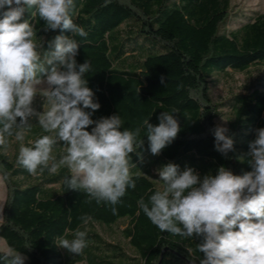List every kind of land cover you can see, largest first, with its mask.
Wrapping results in <instances>:
<instances>
[{
	"label": "trees",
	"instance_id": "1",
	"mask_svg": "<svg viewBox=\"0 0 264 264\" xmlns=\"http://www.w3.org/2000/svg\"><path fill=\"white\" fill-rule=\"evenodd\" d=\"M232 12V0H74L71 18L87 33L74 37L79 44L76 60L90 62L85 78L100 104L92 119L119 115L123 128L134 130L145 119L158 125L160 114L175 108L180 132L154 156L142 131L143 148L139 155L131 154L136 188L128 189L113 215L111 205L67 190L64 179L71 174L66 167L57 174L45 170L32 175L17 163L20 147L46 134L31 118L24 139L12 137L7 149H0L5 186L0 237L27 257L25 264H199L202 254L196 244L202 237L161 232L138 201L147 202L162 187L158 169L168 163L181 170L191 167L201 178L215 176L221 166L236 175L251 171L249 144L256 130L264 128V74L249 70L264 67V11L230 30ZM24 18L36 30L42 57L57 35L71 37L67 30L44 32L35 8ZM228 70L246 73V79L214 100L210 83L214 76H229ZM42 104L38 98L37 111ZM220 117L234 140L226 155L215 147ZM63 148H53L57 161ZM84 215L92 217L87 225L80 219ZM77 228L87 229L88 246L81 255L56 245L60 237L72 239Z\"/></svg>",
	"mask_w": 264,
	"mask_h": 264
},
{
	"label": "clouds",
	"instance_id": "2",
	"mask_svg": "<svg viewBox=\"0 0 264 264\" xmlns=\"http://www.w3.org/2000/svg\"><path fill=\"white\" fill-rule=\"evenodd\" d=\"M73 7L74 0H0V149L6 150L12 137L22 141L35 117L46 134L31 146L22 145L17 163L32 175L45 170L57 174L66 167L71 174L64 179L67 190L84 192L89 202L111 205L117 215L116 205L129 188H136L131 154H140L145 136L154 156L171 144L180 132L178 110L163 111L158 125L145 119L134 130L123 128L115 114L93 120L100 104L85 78L90 62L76 60L79 44L74 37L87 33L73 22ZM32 8L44 22V32L71 33V37L57 35L43 57L36 30L24 18ZM38 98L42 111L34 107ZM227 132L221 126L214 129L216 150L225 155L234 148ZM57 144L64 146L58 161L53 155ZM249 149L251 171L243 175L221 166L215 176L201 178L191 167L181 170L168 163L158 169L162 187L147 202L138 201L161 232L202 237L196 244L202 254L199 264H264V128L256 130ZM80 219L87 225L92 217ZM72 235V239L60 237L56 245L81 255L88 246L87 229L77 228ZM26 259L15 249L0 255L2 264H25Z\"/></svg>",
	"mask_w": 264,
	"mask_h": 264
},
{
	"label": "rangeland",
	"instance_id": "3",
	"mask_svg": "<svg viewBox=\"0 0 264 264\" xmlns=\"http://www.w3.org/2000/svg\"><path fill=\"white\" fill-rule=\"evenodd\" d=\"M233 12L228 23L230 30L236 29L243 24L250 16L255 12L264 11V0H232ZM252 75L264 74V67H253L249 70ZM229 76H214L213 81L210 83L211 95L214 100L220 99L225 96L229 88L234 86L237 90L246 79V73L235 72L228 70ZM220 126L225 127V117L218 118ZM5 198V186L0 178V221H1V210ZM5 241L0 237V251H8ZM75 264H84L81 262Z\"/></svg>",
	"mask_w": 264,
	"mask_h": 264
},
{
	"label": "water",
	"instance_id": "4",
	"mask_svg": "<svg viewBox=\"0 0 264 264\" xmlns=\"http://www.w3.org/2000/svg\"><path fill=\"white\" fill-rule=\"evenodd\" d=\"M161 257H162V255H161ZM158 264H161V260L158 262Z\"/></svg>",
	"mask_w": 264,
	"mask_h": 264
}]
</instances>
